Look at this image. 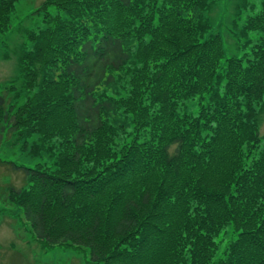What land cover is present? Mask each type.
I'll return each instance as SVG.
<instances>
[{
    "label": "trees",
    "instance_id": "obj_1",
    "mask_svg": "<svg viewBox=\"0 0 264 264\" xmlns=\"http://www.w3.org/2000/svg\"><path fill=\"white\" fill-rule=\"evenodd\" d=\"M255 1L226 0L217 30L222 0H0V151L36 162L0 159L24 172L2 210L87 264H264Z\"/></svg>",
    "mask_w": 264,
    "mask_h": 264
},
{
    "label": "rangeland",
    "instance_id": "obj_2",
    "mask_svg": "<svg viewBox=\"0 0 264 264\" xmlns=\"http://www.w3.org/2000/svg\"><path fill=\"white\" fill-rule=\"evenodd\" d=\"M42 2L43 0H35L34 4L38 6ZM254 6L255 9L251 16H254L260 10L261 6L258 0L254 2ZM26 7L28 8L27 1H25V6L22 8V14ZM225 11L226 0H222L214 11V24H218V26L215 25L217 30L222 29V15ZM232 40L233 37L230 34L222 37L225 58L231 56L242 57L243 50L236 47ZM14 64V58L10 60L0 58V85L4 86L14 75ZM196 105V103H189L185 109L186 112L196 115L198 110ZM259 134L261 137L264 136V113L260 120ZM0 159L13 161L17 164L22 163L29 167H34L36 163H27L25 156L20 153L17 147L14 150L6 147L0 151ZM23 176L24 172L22 170H15L10 165L0 162V264H87L86 261L89 258L87 249H82L75 254L59 247L50 251L31 237L28 227L25 228L23 223L12 218L14 214L21 218V211L14 210L12 213L2 210V194L10 185L16 188L21 187L24 184ZM222 246L223 244L220 245L218 253L222 251Z\"/></svg>",
    "mask_w": 264,
    "mask_h": 264
}]
</instances>
